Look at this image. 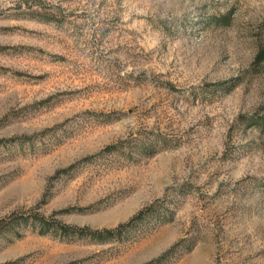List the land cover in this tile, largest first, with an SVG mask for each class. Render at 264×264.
Segmentation results:
<instances>
[{
	"label": "rangeland",
	"instance_id": "1",
	"mask_svg": "<svg viewBox=\"0 0 264 264\" xmlns=\"http://www.w3.org/2000/svg\"><path fill=\"white\" fill-rule=\"evenodd\" d=\"M260 53L264 0H0V264H264Z\"/></svg>",
	"mask_w": 264,
	"mask_h": 264
},
{
	"label": "trees",
	"instance_id": "2",
	"mask_svg": "<svg viewBox=\"0 0 264 264\" xmlns=\"http://www.w3.org/2000/svg\"><path fill=\"white\" fill-rule=\"evenodd\" d=\"M53 9L56 8L57 11L59 12L60 11V6L58 5H54L52 6ZM55 10V9H54ZM56 11V10H55ZM33 14L35 15V17H37L38 19H43V20H52V21H56L58 22L59 19H58V15H57V12H54L53 14L51 13H47V12H44V11H39V10H34L33 11ZM49 15V16H48ZM46 17H51V18H46ZM263 53V52H262ZM260 53L259 56H258V60H263L264 59V55ZM112 147V145L108 146V149H110ZM155 206V203H152L150 205H148L146 208L144 209H141L138 214H136L135 216H133L130 221H128L127 223H122L120 225H118L116 228H105V229H92L90 227H78L76 225H70V224H66V223H63L59 220H54L52 221L53 222V225H55V228H58L60 229V231L64 232V233H71V231H83V230H87L89 231L90 233L94 234V235H103L105 233H112L114 231H118L119 233H122V230L123 228L128 225V224H133L134 221L138 220V219H141V217H144L153 207ZM36 217L37 219L41 222V231L44 232L45 229L48 228V226L51 224L50 222H48V220L43 216V215H40V213H37L36 214ZM55 223V224H54ZM74 229V230H72ZM82 235V234H80Z\"/></svg>",
	"mask_w": 264,
	"mask_h": 264
}]
</instances>
